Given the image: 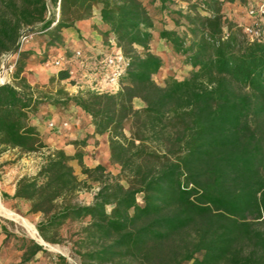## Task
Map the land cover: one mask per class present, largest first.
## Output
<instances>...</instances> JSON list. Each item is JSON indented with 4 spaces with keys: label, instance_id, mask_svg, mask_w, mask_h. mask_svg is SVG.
Returning a JSON list of instances; mask_svg holds the SVG:
<instances>
[{
    "label": "trees",
    "instance_id": "1",
    "mask_svg": "<svg viewBox=\"0 0 264 264\" xmlns=\"http://www.w3.org/2000/svg\"><path fill=\"white\" fill-rule=\"evenodd\" d=\"M179 1L186 8L170 11ZM224 1L246 0H0V66L5 54L18 53L12 80L0 83V153L48 147L30 116L42 105L70 103L94 133L107 135L110 162L119 166L112 174L85 165L82 149H49L34 174L17 179L12 196L2 194L40 215L43 241L60 243L65 223L82 222L67 238L78 264H264V39L248 38L224 15ZM95 7L102 43L112 40L128 58L119 88L70 94L31 85L23 71L33 53L19 49L20 35L44 33L41 45L56 52L34 60L49 62L66 46L63 29ZM160 13L176 27H157ZM154 30L191 66L187 77L154 80L164 65L150 50ZM70 78L60 68L50 82ZM90 184L91 201L78 202ZM2 229L8 240L13 232ZM18 246L20 264L45 252L31 238ZM55 264L70 263L60 254Z\"/></svg>",
    "mask_w": 264,
    "mask_h": 264
},
{
    "label": "crops",
    "instance_id": "2",
    "mask_svg": "<svg viewBox=\"0 0 264 264\" xmlns=\"http://www.w3.org/2000/svg\"><path fill=\"white\" fill-rule=\"evenodd\" d=\"M180 4L178 6L184 7V1H179ZM264 2V0H246L245 4H241L238 1H224L222 4V11L224 15L239 24L240 26L251 25L256 22L261 29L264 28V17H259L257 15H249L247 12L248 7L250 6H259L260 3ZM163 15L165 19L163 18ZM155 22L157 27L164 28H174L176 27L173 22L169 19V17L164 14H155ZM160 18H163V23L158 22ZM100 15L99 8L95 7L93 9V15L87 19H82L76 22L75 27L64 28L62 31L63 34V44L66 45L69 49H76L79 47H85L86 45L91 44H99L105 40V37L100 33L99 29L100 25ZM158 41H164V39L159 38L157 30L153 31L152 41L150 43V50L160 55L159 49L155 46ZM22 49L32 51V56L30 61L25 67L23 71V75L26 77L27 81L31 85H46L49 81L50 76H56L58 69L49 67L48 62H36L34 60L37 55L41 52L45 51L48 54H54L56 52L55 49H46L44 45H39L32 40H27ZM14 54L11 55L10 60L14 61ZM50 68V70L48 69ZM82 88V86H79ZM52 105H42L40 110L30 116V123L34 125L39 131L40 135H44L42 140L50 145V148H62L67 154L72 155L76 150L74 149V144L70 138H80L85 139L86 144L80 146L83 150V162L87 164L89 167H93L97 164L104 165L106 161L109 160V150H108V139L106 134H96L93 132V126L90 123V119L83 113H81L78 119L74 121H70V125L74 128V130L70 132L60 131L57 134H46V127L44 122L46 119L48 120L52 117V113L54 112L52 109ZM49 108V109H48ZM76 111H79L77 107H75ZM48 110L51 114H49ZM65 118V117H64ZM77 124L75 127L74 124ZM11 159L10 163L7 164L6 170V179H3V183L5 185L1 187V192L6 193L9 196H12L15 191V183L18 178L23 175L34 174L42 164V161H36L34 164L24 167L25 159ZM27 161V160H26ZM71 163V161H70ZM73 166V163H71ZM74 168V166H73ZM75 174L76 171L74 170ZM11 181L9 185L6 183ZM7 198V197H6ZM10 201H21L18 199L7 198ZM37 214V213H36ZM39 215V214H37ZM2 226H5L8 231L16 232L15 230H11L8 226L4 224V222L0 221V264H20L21 256L23 249L19 246H12V243L7 240L6 233L3 231ZM15 236H18L15 234ZM35 240V239H34ZM36 241V240H35ZM38 242V241H37ZM42 244L41 242H38ZM44 246V244H42ZM44 249L48 251V249L44 246ZM57 258L54 256L52 251L43 252L38 251L33 258L29 261H25L24 264H55Z\"/></svg>",
    "mask_w": 264,
    "mask_h": 264
},
{
    "label": "rangeland",
    "instance_id": "3",
    "mask_svg": "<svg viewBox=\"0 0 264 264\" xmlns=\"http://www.w3.org/2000/svg\"><path fill=\"white\" fill-rule=\"evenodd\" d=\"M180 3V2H178ZM241 4H245L246 6V1L244 3L241 2ZM170 5V6H169ZM184 7L178 6L176 4H168L170 11H176L178 9H185L187 4H184ZM165 23V22H164ZM244 31V30H243ZM245 33V32H244ZM246 34V33H245ZM248 37V36H247ZM249 38V37H248ZM37 39L35 43L41 45L44 43V40L47 39V36H44V33H33L30 34L27 40H33ZM155 46L159 49L160 51V57L162 58L164 65L163 68L153 76L154 80L159 84L163 85L165 80L173 76L177 79H183L184 77H187L191 71V66L188 65L183 56L175 54L171 47L167 45L164 41H158ZM23 47V45H22ZM21 47V49H22ZM43 52L40 53V55ZM15 59L14 61L11 60V62L16 61L18 53H14ZM49 67L54 68V66L48 62ZM15 67V65H14ZM50 70V68H48ZM58 69V68H57ZM73 70H79L77 65L73 66ZM14 71V70H13ZM85 73L86 71H78L76 74L73 72L71 74V78L74 81H71L70 79L66 80H61L57 81L56 79L53 80V82H50V78L53 76H50L49 81L46 85H37L40 89L44 91H49L51 90L52 92L59 87H63L65 90H67L70 94H75L78 91H83L87 89V76H80L79 74ZM13 74V73H12ZM75 77H77V81L75 80ZM12 80V78H11ZM10 80V81H11ZM92 81V80H90ZM82 85V88H79V86ZM135 108H140L143 106V102L140 99H134L133 102ZM49 105V104H48ZM47 105V107H48ZM50 109H52L54 112L52 113V117H50L48 120L44 122L45 127L47 129L46 134H57L60 131L65 130V132H70L74 130V128L70 125V121H74L75 119H78L80 117V114L78 111H76L75 106L72 104H68L66 106L59 104V105H52ZM49 109V108H48ZM49 114L50 111L48 110ZM65 117V118H64ZM53 121L54 122V127L50 128L48 126V122ZM64 123H66L64 125ZM74 126L76 127L77 124L75 123ZM127 129V128H126ZM41 139L44 137V135H40ZM80 138L79 140H81ZM69 140H78V138H70ZM43 141V140H42ZM44 142V141H43ZM45 143V142H44ZM47 144V143H46ZM48 147H43L38 149L37 151L33 152H28V153H22L18 149H7L3 152L0 153V200L1 202L11 209L13 212L16 214L24 217L27 219L31 224L33 225V234L26 228V226L17 219H10L9 217L2 216L0 215V221L4 222L6 226H8L11 230H15L16 232H13V234L8 236V240L12 243V246H18L22 243L27 242L28 239H35L36 241L40 242L41 238L38 235L37 229H36V223L40 219V215L29 213L28 208L29 204L25 201H10V199H7L6 197H3L2 192H1V187L5 185V182L3 183V179H6V168L7 164L10 163L11 159H25L24 160V167H27L29 165L34 164L36 161H44L45 155L47 154L48 150L51 149L50 145L47 144ZM55 149V148H53ZM74 149L78 150L81 149L79 146L74 144ZM13 160V161H14ZM27 160V161H26ZM12 162V161H11ZM71 163H73L74 170L76 171V175L78 176L79 179L85 180L86 176L81 172V167L76 161V159H72ZM87 165V164H85ZM106 171H109L112 174H117L119 172V166L116 164H112L110 162V159L105 162L104 164ZM32 175V174H29ZM11 181H8L6 184L9 185ZM88 183H90L88 181ZM96 190V184H90V186L83 187L76 195V200L82 204L89 203L92 199L93 193ZM138 201L141 202L140 196H138ZM21 222V223H20ZM83 223L80 221H74V222H67L65 223L62 228H61V235L64 238V240L60 243H50L44 241L42 244L48 249V251H52L54 256L57 258L58 255H64L66 257V260L70 264H78L77 258L72 254L71 248H70V242L67 239L69 234L77 230ZM17 234L18 236H15ZM45 252L48 253L47 250H44Z\"/></svg>",
    "mask_w": 264,
    "mask_h": 264
},
{
    "label": "built area",
    "instance_id": "4",
    "mask_svg": "<svg viewBox=\"0 0 264 264\" xmlns=\"http://www.w3.org/2000/svg\"><path fill=\"white\" fill-rule=\"evenodd\" d=\"M247 12L249 15L264 17V2L260 3L259 6L248 7ZM243 30L250 39H264V28L261 29L256 22L251 25H245ZM28 37L26 31L20 35L18 41L19 49H21ZM59 50L60 52L49 62L58 69L68 68L70 75L73 72L76 74L78 71H86L79 75L89 78L86 81L87 89L96 91H116L119 88V80L127 68L128 58L115 46L112 40L109 45L95 43L86 45L84 48L69 49L65 46ZM12 54L14 53H7L2 59V64L0 66V83L10 81L12 78L15 65V63L10 60ZM74 65H77L79 70L74 71ZM75 80L77 81V77H75ZM65 124L66 123H64V125ZM48 126L53 128L55 126L54 122L49 121Z\"/></svg>",
    "mask_w": 264,
    "mask_h": 264
},
{
    "label": "bare ground",
    "instance_id": "5",
    "mask_svg": "<svg viewBox=\"0 0 264 264\" xmlns=\"http://www.w3.org/2000/svg\"><path fill=\"white\" fill-rule=\"evenodd\" d=\"M0 215L2 216H6L9 217L10 219H17L20 220L25 226L26 228L31 232V234H33V225L31 224V222H29L27 219H25L24 217L16 214L15 212H13L11 209H9L8 207H6L0 200ZM20 222V223H21Z\"/></svg>",
    "mask_w": 264,
    "mask_h": 264
},
{
    "label": "water",
    "instance_id": "6",
    "mask_svg": "<svg viewBox=\"0 0 264 264\" xmlns=\"http://www.w3.org/2000/svg\"><path fill=\"white\" fill-rule=\"evenodd\" d=\"M32 30V28H30V29H28V30H26V32H30ZM41 241V243H43L44 241L42 240V238L40 239Z\"/></svg>",
    "mask_w": 264,
    "mask_h": 264
}]
</instances>
